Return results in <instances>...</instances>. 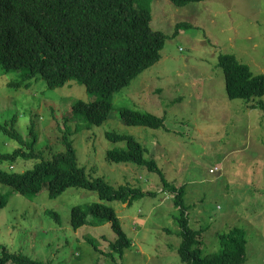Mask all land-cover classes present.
Listing matches in <instances>:
<instances>
[{
  "label": "rangeland",
  "instance_id": "rangeland-1",
  "mask_svg": "<svg viewBox=\"0 0 264 264\" xmlns=\"http://www.w3.org/2000/svg\"><path fill=\"white\" fill-rule=\"evenodd\" d=\"M145 3L152 11L153 29L168 36L162 58L115 93L113 110L101 125H89L70 114L74 100L98 98L79 82L49 88L37 76L26 86L19 83L23 70L5 71L0 65V124L14 120L23 141L36 138V150L48 154L65 149L62 137L67 132L79 164L91 178L158 191L130 205L108 202L121 218L132 247L115 261L103 254L116 239L110 223L72 227V207L101 201L97 192L70 187L50 198L44 189L27 198L2 182L0 194L7 204L0 208V244L47 264H184L177 251L182 238L174 195L162 190L157 172L107 159L108 150L127 148L126 141L106 136L116 131L134 135L169 181L186 186L192 224L203 229L205 254L219 251L220 233L240 227L249 240L245 264H264V112L246 100L228 97L219 66L221 53H234L255 73L264 74V0H203L184 6L171 0ZM123 108L164 116L165 125L157 129L128 125L120 114ZM23 145L0 129V152ZM36 162L0 159V169L24 172ZM88 237L98 240L102 252Z\"/></svg>",
  "mask_w": 264,
  "mask_h": 264
},
{
  "label": "trees",
  "instance_id": "trees-1",
  "mask_svg": "<svg viewBox=\"0 0 264 264\" xmlns=\"http://www.w3.org/2000/svg\"><path fill=\"white\" fill-rule=\"evenodd\" d=\"M171 1L184 6L203 0ZM152 19V11L145 0H0V65L5 71L23 70L19 83L26 86L37 76H42L49 88L64 86L70 81L79 82L98 98L74 100L70 114L89 125H101L113 110L115 93L162 58L168 36L153 29ZM219 66L225 74L228 97L246 100L248 106L264 112V74L255 73L234 53H221ZM120 114L124 122L132 126L157 129L165 125L164 116L151 112L123 108ZM0 129L24 144L9 153L0 152L1 160L37 159L34 166L24 172L0 169V182L27 198L36 197L44 189L50 198H57L70 187L97 192L101 201L72 207V227L77 230L87 224L110 223L116 239L109 242L110 251L103 254L115 261L118 257L123 259L133 241L116 209L108 202L130 205L140 198L155 196L158 191L144 190L129 183L114 186L103 177L91 178L79 164L73 140L67 132L62 137L65 149L48 154L36 150V138L23 141L14 120L11 124H0ZM33 129L34 125L30 130ZM106 136L127 143V148L108 150L109 161L133 163L157 172L163 182L162 190L174 195L178 233L182 238L177 251L184 264L247 262L249 240L244 228L234 227L220 233L219 251L205 254L203 229L192 224L186 186L169 181L157 160L146 156L147 148L134 135L108 131ZM218 170L219 167L212 169L211 173ZM6 204V196L0 194V208ZM47 212L60 218L53 210ZM87 240L96 251L102 252L96 238L88 237ZM0 248V264H47L5 245L0 244Z\"/></svg>",
  "mask_w": 264,
  "mask_h": 264
}]
</instances>
